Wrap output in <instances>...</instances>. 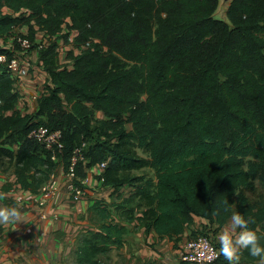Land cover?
<instances>
[{"label":"trees","instance_id":"obj_1","mask_svg":"<svg viewBox=\"0 0 264 264\" xmlns=\"http://www.w3.org/2000/svg\"><path fill=\"white\" fill-rule=\"evenodd\" d=\"M219 4L0 0V38L22 27L33 41L38 31L52 40L67 30L66 43L77 33L70 69L59 66L56 41L39 51L49 85L34 114L18 110L14 80L0 65V158L10 160L18 188L39 194L59 167L69 171L78 149L87 164L76 165L77 179L107 163L96 178L112 191V206L93 202L97 228L80 234L74 264H101L124 247L129 228L111 207L177 241L197 219L221 229L239 211L264 244V0H232L227 21L215 18ZM40 126L62 133L57 161L29 137ZM142 170L154 177L134 175ZM240 261L258 259L244 251Z\"/></svg>","mask_w":264,"mask_h":264},{"label":"crops","instance_id":"obj_2","mask_svg":"<svg viewBox=\"0 0 264 264\" xmlns=\"http://www.w3.org/2000/svg\"><path fill=\"white\" fill-rule=\"evenodd\" d=\"M5 12L8 13L9 10H5ZM28 30L27 27L16 28L13 35L6 38V40L0 38L2 41L0 45L12 51L20 50L21 48L16 44L15 39L19 35L26 36ZM36 30L38 31L37 28ZM14 34H17L16 37ZM42 39H45V42L48 43V45L43 43L47 47L50 41L56 38L51 40L49 36L38 31L34 40L41 43ZM58 39L55 41L60 46L62 41L59 42ZM26 58L31 62L32 77L22 84L21 99L17 108L21 109L23 114H34L38 110V101L35 100L34 96H40L43 85L49 79V76L39 61L40 53L38 50L35 49L27 53ZM59 60L58 57V64ZM69 61L66 58L64 63L67 65ZM97 118L104 119V114L97 112ZM10 175L6 176L4 174L3 176L1 173L0 189L4 185L11 184L13 190L0 193V207L13 206L19 202L20 209L29 223L0 225V264H57L61 262L64 260L62 255L64 249L70 248L71 251H74L80 234L91 230L90 218L87 222L84 218V213H89V206H91L87 201L89 197L77 203L71 201L69 194H65V190L68 191V185L71 181L67 178L61 166L54 175L58 192L46 206L40 207L38 203L41 200V195L21 190L15 185L14 172ZM91 184L92 195L90 194V198L93 196L92 200H100L112 206L111 197L102 198L99 196V190L103 193L107 192V194L112 191L103 189L97 178H93ZM124 193L127 196L128 189H125ZM110 210L116 222H119L115 209L111 207ZM78 220L79 224L77 225ZM123 225L129 228V234L125 237V245L121 249L123 251V264H181L179 249L185 242L195 236L205 234L219 248L218 235L222 230L230 228V221L220 229L215 223L197 219L178 241L160 237L155 232L147 233L145 228L140 227L137 221L133 223L124 222ZM240 264L248 263L240 261ZM255 264H258V262Z\"/></svg>","mask_w":264,"mask_h":264},{"label":"built area","instance_id":"obj_3","mask_svg":"<svg viewBox=\"0 0 264 264\" xmlns=\"http://www.w3.org/2000/svg\"><path fill=\"white\" fill-rule=\"evenodd\" d=\"M76 35L77 33H72L67 42V46L72 47V50H74L73 44L77 37ZM15 41L21 49L18 51H12L2 47L6 50V52L0 53V65L7 67L9 74L14 80V89L19 94L20 100L23 82L32 77L31 65L29 60L26 58V54L33 47H36V49L40 51L45 46L42 43L32 41L20 35L17 36ZM58 52L57 48V53ZM71 64V61L67 64L70 66L69 69L71 68ZM48 81L49 79L43 85L40 96H34L35 100L38 101L43 95L48 94ZM19 111H21V109ZM29 137L42 144L47 151L52 153L53 161H57V154L61 153L63 150L62 133L60 131L51 132L48 128L40 126L33 130ZM80 161H84L82 149L76 150L73 158L71 159L70 169L67 173L65 172L67 178L71 181L68 185V194L71 201L74 203L87 199L92 191L91 182L93 181V178L96 179V177L107 167V163L93 167L92 169L87 170V177L81 180L77 179L75 175V167ZM84 164H87V161H84ZM76 180L79 182V185L75 184ZM57 192L58 186L55 184V177L52 176L51 180L45 184L39 192L41 200L38 205L40 207L46 206ZM179 255L180 260L187 264H219L221 257L218 252V246L206 235H198L197 237L189 239L180 247Z\"/></svg>","mask_w":264,"mask_h":264},{"label":"clouds","instance_id":"obj_4","mask_svg":"<svg viewBox=\"0 0 264 264\" xmlns=\"http://www.w3.org/2000/svg\"><path fill=\"white\" fill-rule=\"evenodd\" d=\"M225 204L228 201H224ZM219 214V210L217 213ZM230 228L224 229L218 235V252L226 264H240L241 255L244 251L258 259V264H264V244L261 238L250 225L254 223L251 217L234 212L229 217ZM29 223L24 217L19 202L13 206L0 207V225H19Z\"/></svg>","mask_w":264,"mask_h":264},{"label":"rangeland","instance_id":"obj_5","mask_svg":"<svg viewBox=\"0 0 264 264\" xmlns=\"http://www.w3.org/2000/svg\"><path fill=\"white\" fill-rule=\"evenodd\" d=\"M231 2H232V0H220V4H219V8H218V10H217V12H216V14H215V18L216 19H218V20H224V21H227V17H226V13H227V10H228V8H229V6H230V4H231ZM68 34V31L67 30H65L62 34H60V39H58V41L59 42H61V45L59 46L58 44V46H59V48H58V53H57V56L60 58V60H59V66L60 67H65V66H68V65H66L65 63H64V61H66V58H69V53H70V51H72V47H70V46H67V44L68 43H66V39H65V37L64 36H66ZM16 35L17 34H14V36L16 37ZM20 36H22V35H20ZM24 37H26V38H28V39H30V40H32L30 37H31V35H30V31L28 30V34L26 35V36H24ZM3 39V38H2ZM5 40H6V38H5ZM56 40V39H55ZM55 40H53V41H55ZM33 41V40H32ZM0 42H2L1 41V39H0ZM16 42V41H15ZM41 43L43 44V43H45V44H47L48 45V43L47 42H45V39H42L41 40ZM66 43V44H65ZM16 44L18 45V43L16 42ZM19 46V45H18ZM20 47V46H19ZM0 48H2V46L0 45ZM36 49V47H33L29 52H27V53H30L31 51H33V50H35ZM37 50V49H36ZM20 52V51H19ZM62 62V63H61ZM31 63V62H30ZM96 120H100L99 118H97ZM128 130H131V126L129 125L128 126ZM137 153H138V155L139 156H141V157H143V158H146L147 157V155L142 151V150H137ZM2 166V167H1ZM13 172V167H12V164L10 163V160L8 159V158H0V177H2L1 176V173H2V175L4 176V174L7 176V175H9V176H11L10 174ZM143 174H146V175H149L150 177H154V174L150 171V170H142V171H137V172H134V175L135 176H142ZM96 190L98 189V188H95ZM103 191V190H102ZM90 192V191H89ZM99 193H100V195L99 196H101L102 198H106V197H108V196H110L111 197V195H112V192L110 193V194H107V192H101L100 190H99ZM65 194L67 195L68 194V191H66L65 190ZM92 195V194H91ZM91 195H89L87 198L89 199V200H87L90 204H91V206L94 204H92V202L94 201V200H92L91 198H93V196L90 198V196ZM113 199H116L117 198V195L116 196H114V197H112ZM94 202H96V200L94 201ZM91 206H89L90 208H91ZM135 211H137V212H135L136 214L134 215L135 216V218L136 217H140V213H141V209L140 208H137ZM123 213V212H122ZM127 214V213H126ZM125 214V216L124 215H121V214H117L116 213V217L118 216L119 217V221L121 222V223H124V222H127V220H128V218H129V216H127ZM80 216V215H79ZM91 214L90 213H84V218H85V221L87 222V220H88V218H90L91 219ZM81 217V216H80ZM117 217V218H118ZM90 219H89V224H90V229H96L97 227L92 223H90L91 221H90ZM94 221V220H93ZM72 224H74V223H72ZM79 224V220H78V223H77V225ZM81 230V229H80ZM76 245H77V243H76ZM76 245H75V247H76ZM71 249L70 248H65L64 249V251H63V253H62V255H63V258H64V260H62L61 262H58L57 264H74L73 263V259H72V255H73V250L71 251ZM122 256H123V251L121 250V249H116V248H114L113 249V251H112V253L108 256V257H104L103 259H102V261H101V264H123L124 263V259L122 258ZM58 260V259H57ZM56 261V260H55ZM22 264H24V263H22Z\"/></svg>","mask_w":264,"mask_h":264}]
</instances>
